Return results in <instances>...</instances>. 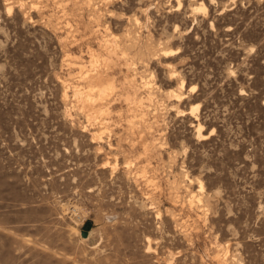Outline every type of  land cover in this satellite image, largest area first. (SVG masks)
Instances as JSON below:
<instances>
[{
  "label": "rangeland",
  "instance_id": "obj_1",
  "mask_svg": "<svg viewBox=\"0 0 264 264\" xmlns=\"http://www.w3.org/2000/svg\"><path fill=\"white\" fill-rule=\"evenodd\" d=\"M0 264H264V0H0Z\"/></svg>",
  "mask_w": 264,
  "mask_h": 264
},
{
  "label": "bare ground",
  "instance_id": "obj_2",
  "mask_svg": "<svg viewBox=\"0 0 264 264\" xmlns=\"http://www.w3.org/2000/svg\"><path fill=\"white\" fill-rule=\"evenodd\" d=\"M178 3L179 5L181 6V0H178ZM19 4V2H18ZM21 7V6H20ZM205 7V6H204ZM14 6L13 5H8V11H9V14L11 13V11L13 10ZM200 8H202L203 10V6H201ZM129 38V37H128ZM132 40V39H131ZM106 41V40H105ZM111 40H108L105 44H104V48H105V51L108 55V58L107 59H103V61H106V62H103L105 63L103 65V67H100V65L98 66H94V69L91 70L92 73H89L87 76H86V82L88 83V90L87 92L85 93H82L79 89H76L75 90V93L79 95V97H81V101L84 102V103H92L91 101L95 98V97H98V98H109L108 96H110L113 92V90L115 89V86H113V84H110L109 81L110 80V74H109V71L111 70V61L112 59L115 57V56H118L120 53H122L126 47H129L130 45H132L133 43H131L130 45H125L122 43H118L116 40L114 41H111ZM133 41V40H132ZM124 43V41H123ZM128 43V42H127ZM136 43V42H135ZM103 46V45H102ZM132 47V46H131ZM125 53V52H124ZM165 54H168L169 51H165L164 52ZM101 54V53H100ZM104 55V54H103ZM128 55V54H127ZM147 55V54H146ZM102 56V55H101ZM120 56H124V54H120L119 55V58ZM101 58V57H99ZM118 58V57H117ZM100 61V60H99ZM98 61V62H99ZM94 62V61H93ZM97 62V64H98ZM95 63V62H94ZM128 64V63H127ZM111 65V66H110ZM114 75V74H113ZM85 81V80H84ZM109 83V84H108ZM115 85V84H114ZM124 85V84H123ZM117 86V85H116ZM195 88V87H194ZM76 95V96H78ZM177 97H181V95H177ZM80 101V102H81ZM94 103V102H93ZM89 104V103H88ZM100 105V104H99ZM93 106V105H92ZM199 106H196V108H198ZM195 110V109H194ZM199 135L200 136H203L201 134V132L199 131ZM203 188V187H202Z\"/></svg>",
  "mask_w": 264,
  "mask_h": 264
},
{
  "label": "water",
  "instance_id": "obj_3",
  "mask_svg": "<svg viewBox=\"0 0 264 264\" xmlns=\"http://www.w3.org/2000/svg\"><path fill=\"white\" fill-rule=\"evenodd\" d=\"M82 234H83L84 236H87V235H88V231H87V230H84Z\"/></svg>",
  "mask_w": 264,
  "mask_h": 264
}]
</instances>
